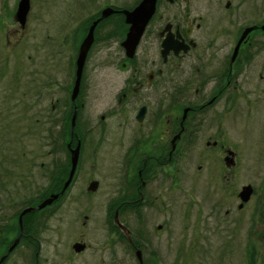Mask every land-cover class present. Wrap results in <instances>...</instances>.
Masks as SVG:
<instances>
[{
  "label": "flooded vegetation",
  "instance_id": "obj_1",
  "mask_svg": "<svg viewBox=\"0 0 264 264\" xmlns=\"http://www.w3.org/2000/svg\"><path fill=\"white\" fill-rule=\"evenodd\" d=\"M141 2L138 0L132 8L106 3L96 9L90 20L89 28L101 18L104 10L113 11L94 28L89 77L85 78L86 60L80 82L84 91L88 89L84 100L90 98L100 102L103 113L91 123L86 122L88 124L77 123V114L73 127L70 120L66 144L68 161L70 165V152L76 148L77 142L89 140L93 146L91 168L95 170L106 162L122 190L113 187L121 191L115 198L117 207L109 200L108 205L101 209L107 215L103 225L109 231L108 244L104 249L91 248L81 234L80 239L70 246L74 253L71 257L92 252L93 261L76 264H129L126 256L119 258L114 253V247L118 245L132 249L138 264H155L160 256L151 249L150 233L142 228L136 237L137 246L132 245L131 248L128 238L125 242L115 235L113 221L125 211L135 213L143 222L146 215H155L159 210L161 214L171 211L176 185L185 176L188 162L191 159L197 161L198 150L221 149L224 155L231 151L220 143L221 129L225 132L226 108L224 106V111L215 114L213 110L224 104L227 96H241L240 87L247 85V72L257 67L258 56L264 54V7L259 0H156L153 14L143 29L134 54L130 56L122 46L131 28L123 12L133 11ZM89 28L78 27L73 33L72 42L78 49L82 33H88ZM68 68L74 79L68 88L58 80L57 76L61 74L58 70L55 71L56 79L43 78L40 84L36 80L26 84L22 96L12 93L6 100L4 110L8 102L9 111L4 114V126L0 104V264H19L15 259L18 251L22 263H40L37 259L40 250L38 236L47 229L54 214L50 209L54 205L27 213L22 230L18 219L25 210L37 207L46 199L47 191L39 193L35 189L34 194V187L50 178L48 160L51 149L56 143L61 144L62 149L64 146L67 127H64L63 120H59L60 127H55L54 120L63 113L61 104L65 91L72 102L76 76L75 70ZM86 81L89 82L87 87ZM14 83L15 89L22 82L15 80ZM79 96L80 93L75 99L77 112L78 107L83 109L86 105L78 104ZM34 102L37 103L35 106ZM46 102L51 104L50 109L48 105L43 107L38 111L41 120L36 118L31 122L30 119L34 120L33 108L40 109V103ZM71 114L72 119L73 109ZM209 120L216 124L215 128L205 129ZM209 133H214V136ZM105 140L112 152L97 153L96 148L107 151ZM195 148L194 158L191 153ZM81 154L82 146L77 170ZM35 157L41 158L39 165ZM223 161L224 171L233 170L237 163L235 153L232 159L225 156ZM114 165L120 168L114 169ZM200 169L201 166L198 167ZM67 194L57 204L64 205ZM34 196L44 199L33 205ZM18 197L24 200L21 204L25 202L21 208L16 206ZM83 201L88 202L87 199ZM240 205L238 210L244 208ZM111 213L113 223L109 218ZM89 219V216H84L80 224L73 217L70 225L74 229L85 230ZM143 222L141 224L146 227ZM38 227L42 231L39 235ZM117 228L120 231V226ZM156 228L160 233L168 230V225L159 224ZM17 239V246L10 251ZM167 240L173 251L175 238L171 233H168ZM35 249L38 252L33 262L31 250ZM57 258L53 264L72 262L69 256Z\"/></svg>",
  "mask_w": 264,
  "mask_h": 264
},
{
  "label": "rangeland",
  "instance_id": "obj_2",
  "mask_svg": "<svg viewBox=\"0 0 264 264\" xmlns=\"http://www.w3.org/2000/svg\"><path fill=\"white\" fill-rule=\"evenodd\" d=\"M259 2L264 7V0ZM18 3L19 0H0V104L3 126L6 116L4 114L9 111L8 102L7 109L4 110L6 100H9L12 93L24 95L26 84L35 80L40 84L43 78L56 79L55 71L59 70L61 74L58 73V80L64 82L66 88L71 86L74 79L68 65L71 64L70 57L73 56L71 50L74 48L75 51L72 36L74 38L73 33L78 27H85L86 30L89 28L97 8L106 3L120 8H132L138 0H30V10L23 27L14 18ZM256 62L257 67L248 71L245 76L247 85L240 87L241 96H227L225 105L221 103L213 110L215 114L224 111V106L226 108L225 132L221 129L220 143L231 151L224 155L221 149H199L197 161L191 159L188 162L185 176L176 185L171 211L161 214L159 210L155 215H146L144 222L129 211L119 214L120 222L124 224L125 220L130 225L132 236L141 234L142 228L150 233L151 249L153 252L156 250L160 256L155 264H264V54L259 55ZM89 63L90 60L87 61L85 78L89 77ZM59 65L63 68H59ZM15 80L22 83L14 89ZM88 84L86 81L85 87ZM82 91L83 88L77 102L86 105L83 109L78 107L77 123H91L96 119L97 112L99 114L103 109L100 102L81 98ZM84 92H88V89L85 88ZM36 104L34 102L33 106ZM47 105L49 108L51 104L40 103V109L33 108L34 120L30 121L40 119L38 111ZM61 107L63 113L54 122L55 127H60L59 120H63L64 127H67V132L64 133L65 147L62 149L61 144L56 143L51 149L48 160L50 171L52 170L50 178L53 173L59 172V168H64L69 158L66 144L70 120L72 122V108L66 91L62 96ZM209 127L215 128L216 124L209 120L205 129ZM209 135L214 136V133ZM87 143V146L85 142L82 147L79 167L72 186L67 190L69 193L66 202L61 205L54 204V201L47 206L52 207L54 204L50 209L54 214L50 217L43 235L38 236L39 252L37 249L31 250L33 262L36 252L40 261L38 264L45 263L46 260L45 264H53L57 257L68 256L71 264L93 261L92 252L71 257L74 253L70 246L82 235L91 248L104 249L108 244V235L103 225L107 215L101 209L108 205L111 198L121 194V191L109 187L104 170L100 169L107 166L106 162L95 170L91 168L93 146L89 140ZM196 150L197 148L191 153L194 158ZM233 152L237 163L231 170L234 172L229 174L231 171H224L226 167L223 158L226 156L227 159H232ZM34 160H38V165L41 163V158L35 157ZM91 182L99 183L95 194L87 192ZM46 183L38 182L34 191L37 189L39 193H43L48 187ZM245 186H251L253 194L248 203L244 204V208L238 210L237 206L241 202L237 196ZM79 194L90 197L88 202H78L76 198ZM36 199L39 198L34 196L33 202ZM22 200L16 198L18 208L23 207L25 202L21 204ZM84 216L90 218L85 230H77L70 225L73 217L80 224L83 223ZM142 222L147 226L142 225ZM159 224H167L168 230L157 233L156 227ZM36 226L37 224L34 228ZM38 228L39 235L42 231L41 227ZM168 233L175 238L173 251L168 245ZM19 252L15 259L19 264H24L19 259ZM114 253L119 258L126 256L129 264H138L133 251L125 246H115Z\"/></svg>",
  "mask_w": 264,
  "mask_h": 264
},
{
  "label": "water",
  "instance_id": "obj_3",
  "mask_svg": "<svg viewBox=\"0 0 264 264\" xmlns=\"http://www.w3.org/2000/svg\"><path fill=\"white\" fill-rule=\"evenodd\" d=\"M155 2L156 0H142V2L133 11L123 12V14L126 16V23H129L131 25L130 32L127 36V39L123 43V47L128 51L127 53L130 56L134 54L137 43L143 33V29L146 23L148 22V20L150 19L151 15L153 14ZM29 10H30V0H19L14 18H15V21L18 24H20L21 27H23L27 21ZM112 13L113 11L111 9L104 10L102 12L101 18L98 21L102 20L103 18L109 16ZM96 23H93L91 25L88 31V35L83 41L80 51H79V55L77 58L76 81H75V85L73 88V94L71 97L72 101H75L77 97L80 77L83 72L84 64L86 61L85 60L86 55L88 53V50L91 48V44L93 41L94 26ZM75 117H76V113H74L73 118H72V127L74 126ZM79 149H80V146L77 145L76 148L70 152L71 154L70 155V173H69L68 180L64 184L60 193L50 195L49 198L45 199L37 207L25 210L23 213L31 212L32 210L40 211L46 208L47 206H50L54 201H56L59 198V196H61L68 189V186L72 180V177L75 174L76 169H77ZM97 188H98V183L91 182L87 188V192H95ZM252 194H253V188L251 186H245L241 189L239 196H238L241 202V205L239 206L240 208H242L244 204L248 203ZM17 243H18V240L16 241L15 244ZM14 247L15 246H12L10 248V251H12ZM136 254L137 256H139L138 252Z\"/></svg>",
  "mask_w": 264,
  "mask_h": 264
},
{
  "label": "bare ground",
  "instance_id": "obj_4",
  "mask_svg": "<svg viewBox=\"0 0 264 264\" xmlns=\"http://www.w3.org/2000/svg\"><path fill=\"white\" fill-rule=\"evenodd\" d=\"M101 21L102 20H100V21H95L94 23H96L95 24V26H94V28H97V26H98V24L99 23H101ZM93 24V23H92ZM90 29V28H89ZM89 31V30H88ZM87 35H88V33L87 32H84V33H82V36H81V40H82V43H83V41L85 40V38L87 37ZM93 42H94V32H93V41H92V44H91V46L93 45ZM82 43L80 44V46H79V49H78V47H75V51H76V54H77V56L75 55V51H74V48L71 50L72 51V54H73V56H71L70 57V63L71 64H69L68 66H70V68L72 69V70H75V76H76V73H77V58H78V55H79V51H80V48H81V45H82ZM122 46H123V44H122ZM77 49H78V53H77ZM90 49L88 50V53H87V55H86V59L85 60H89L90 58ZM59 67H61L60 65H59ZM82 74H81V77H80V82H81V79H82ZM81 89H82V85L79 83V86H78V93H77V95H79V93H80V91H81ZM84 92V89H83V91H82V94H81V98H83L84 99V94H85V92ZM70 105H71V108L73 109V112L74 113H77V107H76V103H75V101H72L71 103H70ZM73 106V107H72ZM103 113V111H100V113L98 114V112H97V115H96V118H98L101 114ZM77 141H79V140H77ZM86 141V140H85ZM69 142L71 143L72 141H70L69 140ZM84 141H81V142H77V145H79V146H84ZM87 141H86V146H87ZM105 146H106V148H107V151L106 150H103V149H95V151L97 152V153H99V152H102L101 154H108V153H111L112 151L110 150V148H109V143L107 142V140H105ZM122 162L124 163V165L125 166H127V163L124 161V160H122ZM91 166V165H90ZM113 168L114 169H118V168H120V166H118V165H114L113 166ZM110 169L111 168H109L108 166H105L104 168H102V170H104V175L106 176V181L109 183V187H115L116 189L118 188V189H120V190H122V187H121V185L114 179V177H113V175H112V173H111V171H110ZM50 171V170H49ZM52 171V170H51ZM50 171V172H51ZM55 172V171H54ZM69 173H70V168L69 169H67V175L65 176V178H64V176H63V179H61V182H62V188H63V186H64V184L66 183V181L68 180V177H69ZM132 173L134 174V176H137V173H136V171H134V170H132ZM52 176L53 177H55L56 176V173L54 174H52ZM145 177L147 178L148 177V175L147 174H145ZM50 178L48 179V181H47V186H49L50 187ZM74 180H75V176L73 175V177H72V180H71V182H70V184H69V186H68V189L72 186V184H73V182H74ZM55 181V180H54ZM56 182V181H55ZM56 184H57V182H56ZM55 187V186H54ZM62 188H61V190H62ZM67 189V190H68ZM60 190V191H61ZM67 190L61 195V196H59V198L58 199H60V198H62L63 196H66V194H67ZM60 191L58 192V193H60ZM57 193V194H58ZM90 197H86V196H83V195H81V194H79L78 196H77V198H76V200L78 201V202H80V203H82L83 202V200L84 199H89ZM110 201L111 202H113V205L114 206H116L117 207V203H116V200H115V198H111L110 199ZM27 213H30V212H27ZM27 213H22L20 216H19V226H20V230H22V228H23V223H24V221H23V219H24V216L25 215H27ZM117 214V213H116ZM115 214V215H116ZM121 214V213H120ZM32 216V215H31ZM31 216L29 217V218H31ZM33 217V216H32ZM92 217V216H91ZM112 217H113V214L111 213V214H109V218H110V221H111V223H113L112 225H114L113 227H114V232H115V235L117 236V237H120L123 241H125L126 242V239L128 238V240H129V244H131V248H132V245H136L137 246V244H138V241H137V235L136 236H132V234H131V228H130V225L127 223H124L122 226H121V224H120V222H119V219H118V217L116 218V220H114L113 222H112ZM115 219V218H114ZM118 226H120V231L118 230V228H117V225ZM133 230V229H132ZM107 231V233L109 234V231L108 230H106ZM128 236V237H127ZM18 240V239H17ZM16 240V241H17ZM16 241L14 242V244L12 245V246H17V244H15L16 243ZM135 241L137 242V244H135ZM132 250V249H131ZM133 251V250H132ZM134 253V252H133Z\"/></svg>",
  "mask_w": 264,
  "mask_h": 264
},
{
  "label": "trees",
  "instance_id": "obj_5",
  "mask_svg": "<svg viewBox=\"0 0 264 264\" xmlns=\"http://www.w3.org/2000/svg\"><path fill=\"white\" fill-rule=\"evenodd\" d=\"M69 168V164H68V161H66V164L64 166V168H59V172L56 174L55 177H52L50 178V187L48 186L47 189H46V195H51V194H55V193H58L61 188H62V182H61V179H63V176L65 178V176L67 175V169ZM52 172V171H51ZM57 184H56V182ZM55 186V187H54ZM44 195V198H47L48 196ZM44 198H39V199H36L34 202H33V205L37 204L40 200H43ZM57 203V202H55ZM54 203V204H55ZM53 204V205H54Z\"/></svg>",
  "mask_w": 264,
  "mask_h": 264
}]
</instances>
